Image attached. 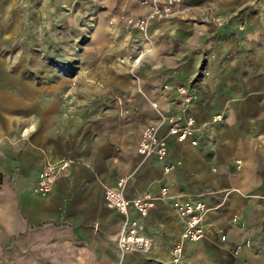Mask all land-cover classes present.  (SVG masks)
<instances>
[{"label": "crops", "instance_id": "0c3cea01", "mask_svg": "<svg viewBox=\"0 0 264 264\" xmlns=\"http://www.w3.org/2000/svg\"><path fill=\"white\" fill-rule=\"evenodd\" d=\"M93 6L103 11L74 76L46 72L39 82L0 54V264H173L185 226L176 200L212 208L206 238L185 243L181 264H264V0H183L152 23V44L124 23L149 12L141 0ZM210 16L225 24L211 30ZM166 85L187 87L191 102ZM154 104L195 119L198 144L169 137L166 162L144 161L143 132L159 124ZM46 159L71 166L40 197L33 189ZM121 179L128 200L159 198L146 218L129 209L147 252L118 248L125 216L105 193Z\"/></svg>", "mask_w": 264, "mask_h": 264}, {"label": "built area", "instance_id": "2783aa9c", "mask_svg": "<svg viewBox=\"0 0 264 264\" xmlns=\"http://www.w3.org/2000/svg\"><path fill=\"white\" fill-rule=\"evenodd\" d=\"M183 0H141L144 7L150 10L144 16H128L124 19L127 29L139 31L145 42L152 44L150 37V27L154 21H163L174 16L176 8ZM210 29L215 31L225 24V19L220 16H210L206 19ZM138 64H134L130 69V74L136 82L140 92L142 91V79L137 73ZM164 89L176 91L183 101L189 104L192 100L190 90L185 86L170 87L164 86ZM159 115V124L156 126H148L143 132L141 141L138 147V154L144 161L150 157H157L160 161L166 162L168 158V143L169 137H175L179 142H191L192 145H197L198 141L194 138L196 133V122L193 118L185 120L167 116L158 110L156 104L153 105ZM216 121L222 120V115L215 117ZM167 126L166 130L165 127ZM241 168V162H238ZM70 161L52 162L45 160L44 169L40 178L33 189L34 194L40 197H47L51 193L59 175L70 169ZM174 170L172 164H165L164 172L170 174ZM127 185V179H121L118 183L119 190L107 189L105 193L106 202L112 209L117 210L125 216V223L118 238V248L123 255L134 252H147L151 244L141 234L142 226L137 220L130 218L129 209L133 206L140 217L146 218L155 208L158 197L151 194H146L134 200H128L124 191ZM163 199L168 197L169 189L164 187L161 191ZM174 210L184 221V230L181 235V240L173 247L171 251L173 264H181L184 256V246L186 242H200L206 238V230L204 226L207 214L212 210L203 201H185L176 200L173 203ZM225 240V237H223Z\"/></svg>", "mask_w": 264, "mask_h": 264}, {"label": "rangeland", "instance_id": "374dc122", "mask_svg": "<svg viewBox=\"0 0 264 264\" xmlns=\"http://www.w3.org/2000/svg\"><path fill=\"white\" fill-rule=\"evenodd\" d=\"M102 11L92 0H0V54L39 82L46 72L74 76Z\"/></svg>", "mask_w": 264, "mask_h": 264}]
</instances>
